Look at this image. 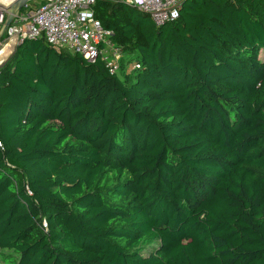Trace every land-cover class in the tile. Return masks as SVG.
I'll return each mask as SVG.
<instances>
[{"label": "trees", "instance_id": "trees-1", "mask_svg": "<svg viewBox=\"0 0 264 264\" xmlns=\"http://www.w3.org/2000/svg\"><path fill=\"white\" fill-rule=\"evenodd\" d=\"M93 12L116 74L43 39L0 66V264H264V0Z\"/></svg>", "mask_w": 264, "mask_h": 264}, {"label": "built area", "instance_id": "built-area-1", "mask_svg": "<svg viewBox=\"0 0 264 264\" xmlns=\"http://www.w3.org/2000/svg\"><path fill=\"white\" fill-rule=\"evenodd\" d=\"M97 0H41L29 14H19L4 31L6 44L0 51L24 40L43 39L52 49L79 55L87 62L99 60L110 74H116L122 50L112 42V32L105 30L95 18ZM145 13L155 27L178 16L182 0H121ZM5 13L0 9V28ZM3 60L0 56V66ZM132 69L136 64L130 65ZM131 69V70H132Z\"/></svg>", "mask_w": 264, "mask_h": 264}, {"label": "water", "instance_id": "water-1", "mask_svg": "<svg viewBox=\"0 0 264 264\" xmlns=\"http://www.w3.org/2000/svg\"><path fill=\"white\" fill-rule=\"evenodd\" d=\"M32 0H13L8 6L2 7L0 9L5 13L4 22L0 28V40L4 35V31L13 21V19L19 14L22 9L27 7V3Z\"/></svg>", "mask_w": 264, "mask_h": 264}, {"label": "rangeland", "instance_id": "rangeland-1", "mask_svg": "<svg viewBox=\"0 0 264 264\" xmlns=\"http://www.w3.org/2000/svg\"><path fill=\"white\" fill-rule=\"evenodd\" d=\"M7 1V2H6ZM13 0H0V6L6 7L8 6ZM41 3V0H32L27 3V7L22 11L23 14H29L31 13L39 4ZM5 42V38L3 37L2 40L0 41V47H2L3 43ZM6 44V42L4 43ZM16 45L11 46V50L6 51L4 56H1L3 63L8 61L10 57L13 55L14 49ZM132 69V66L127 67V71H130Z\"/></svg>", "mask_w": 264, "mask_h": 264}, {"label": "bare ground", "instance_id": "bare-ground-1", "mask_svg": "<svg viewBox=\"0 0 264 264\" xmlns=\"http://www.w3.org/2000/svg\"><path fill=\"white\" fill-rule=\"evenodd\" d=\"M5 52H6V49L3 48V49L0 51V56H4Z\"/></svg>", "mask_w": 264, "mask_h": 264}]
</instances>
